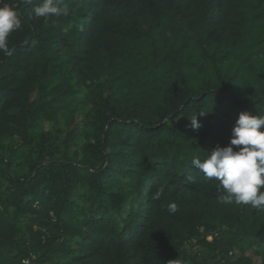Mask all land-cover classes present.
<instances>
[{"label": "trees", "instance_id": "obj_1", "mask_svg": "<svg viewBox=\"0 0 264 264\" xmlns=\"http://www.w3.org/2000/svg\"><path fill=\"white\" fill-rule=\"evenodd\" d=\"M4 4L22 26L0 52V264H264V210L222 203L191 164L264 115V0ZM69 107L81 160L52 137L29 149Z\"/></svg>", "mask_w": 264, "mask_h": 264}, {"label": "clouds", "instance_id": "obj_2", "mask_svg": "<svg viewBox=\"0 0 264 264\" xmlns=\"http://www.w3.org/2000/svg\"><path fill=\"white\" fill-rule=\"evenodd\" d=\"M26 5L36 4L32 12L35 18H51L67 15L68 9L62 7L64 0H23ZM22 20L11 6H0V52L11 55L9 37L20 29ZM203 115V114H201ZM193 129L200 127L197 116L191 119ZM264 115L241 112L231 132L229 145H217L204 160L194 158L193 167L205 179L214 180L224 193L222 203L251 206L264 210ZM164 188L157 189L152 199L159 200ZM167 211H178L176 203H169Z\"/></svg>", "mask_w": 264, "mask_h": 264}, {"label": "rangeland", "instance_id": "obj_3", "mask_svg": "<svg viewBox=\"0 0 264 264\" xmlns=\"http://www.w3.org/2000/svg\"><path fill=\"white\" fill-rule=\"evenodd\" d=\"M84 111V107H69V109L58 114L57 119L53 122H44L37 125V134L35 135L34 142L28 148L37 151L38 153H44L50 151L51 153V137L55 140V143L58 145L57 156L62 154L68 158H74L73 153L78 152L79 156L75 158L76 161L81 160L83 157V140L79 133L74 130L81 125L80 114ZM21 144L23 141H18ZM74 145L70 150L66 149V145ZM16 171H19V168H16ZM211 240V237H208V241ZM198 247L195 244L192 246L190 244L186 245V249L192 255L201 256L202 259L207 257V253L199 251ZM238 256V253L236 254ZM248 256H252L251 253H248ZM231 260H234V255H232ZM254 263L258 264L259 260L254 258Z\"/></svg>", "mask_w": 264, "mask_h": 264}]
</instances>
